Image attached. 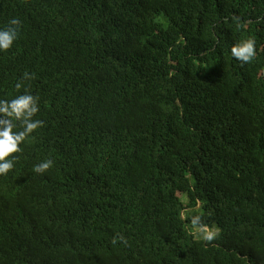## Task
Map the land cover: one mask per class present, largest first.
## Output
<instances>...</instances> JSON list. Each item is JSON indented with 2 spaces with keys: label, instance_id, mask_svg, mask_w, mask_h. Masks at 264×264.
I'll return each instance as SVG.
<instances>
[{
  "label": "trees",
  "instance_id": "trees-1",
  "mask_svg": "<svg viewBox=\"0 0 264 264\" xmlns=\"http://www.w3.org/2000/svg\"><path fill=\"white\" fill-rule=\"evenodd\" d=\"M12 18L0 98L23 82L43 126L0 176V264H264V0H0Z\"/></svg>",
  "mask_w": 264,
  "mask_h": 264
},
{
  "label": "clouds",
  "instance_id": "clouds-1",
  "mask_svg": "<svg viewBox=\"0 0 264 264\" xmlns=\"http://www.w3.org/2000/svg\"><path fill=\"white\" fill-rule=\"evenodd\" d=\"M22 21L12 18L6 27L0 28V51H7L18 40ZM231 55L242 63L251 62L256 55V42L247 38L231 48ZM25 80L31 79L27 73ZM23 82L16 84L19 94L11 99L0 98V176H6L13 168L18 157L13 155L22 151L21 145L36 130L43 126V121L36 118L40 111V98L24 88ZM53 166L52 160H45L34 167V172L43 174ZM193 233L201 240L211 242L216 239L220 229L215 225L203 223L200 215L190 220Z\"/></svg>",
  "mask_w": 264,
  "mask_h": 264
}]
</instances>
